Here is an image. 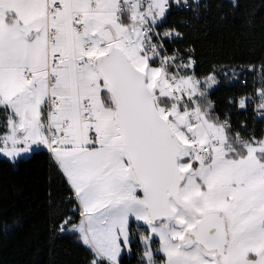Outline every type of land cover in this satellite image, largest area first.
<instances>
[{
  "label": "snow or ice",
  "instance_id": "1",
  "mask_svg": "<svg viewBox=\"0 0 264 264\" xmlns=\"http://www.w3.org/2000/svg\"><path fill=\"white\" fill-rule=\"evenodd\" d=\"M209 8L0 0V156L46 153L70 205L49 189V233L83 264H264V58L198 72L187 21L170 17ZM249 75L219 110L221 76L247 89ZM250 106L251 129L234 125Z\"/></svg>",
  "mask_w": 264,
  "mask_h": 264
},
{
  "label": "trees",
  "instance_id": "2",
  "mask_svg": "<svg viewBox=\"0 0 264 264\" xmlns=\"http://www.w3.org/2000/svg\"><path fill=\"white\" fill-rule=\"evenodd\" d=\"M210 8L197 18L177 11L171 20H186L184 46L192 45L196 52L197 71L207 72L213 64H259L264 58V0H239L238 9L230 0H208ZM243 79V77H241ZM212 92L218 109H225V98L252 91L253 75L248 76L247 89L239 84L223 82ZM251 106L232 116L235 125L247 120L253 126ZM264 129V121L255 124ZM51 188L55 206L67 209L63 203L67 193L58 182H49L45 152L11 163L0 157V264H83L84 250L68 236L52 238L49 233ZM5 225L14 226L5 232ZM125 264H135L125 260Z\"/></svg>",
  "mask_w": 264,
  "mask_h": 264
},
{
  "label": "rangeland",
  "instance_id": "3",
  "mask_svg": "<svg viewBox=\"0 0 264 264\" xmlns=\"http://www.w3.org/2000/svg\"><path fill=\"white\" fill-rule=\"evenodd\" d=\"M30 156V155H29ZM29 156H26L25 158H27V157H29ZM0 157H2V156H0ZM2 158H4V157H2ZM4 159H6V158H4Z\"/></svg>",
  "mask_w": 264,
  "mask_h": 264
}]
</instances>
